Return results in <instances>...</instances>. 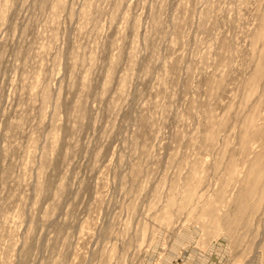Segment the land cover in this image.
Here are the masks:
<instances>
[{"label": "rangeland", "instance_id": "obj_1", "mask_svg": "<svg viewBox=\"0 0 264 264\" xmlns=\"http://www.w3.org/2000/svg\"><path fill=\"white\" fill-rule=\"evenodd\" d=\"M0 264H264V0H0Z\"/></svg>", "mask_w": 264, "mask_h": 264}]
</instances>
